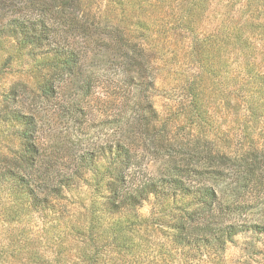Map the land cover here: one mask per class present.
Here are the masks:
<instances>
[{
  "label": "trees",
  "instance_id": "16d2710c",
  "mask_svg": "<svg viewBox=\"0 0 264 264\" xmlns=\"http://www.w3.org/2000/svg\"><path fill=\"white\" fill-rule=\"evenodd\" d=\"M3 5L0 41L41 66L34 87L0 105V120L20 126L16 149L0 152V262L206 263L236 235L264 232V213L252 215L264 207V0ZM161 38L196 67L164 116L154 105ZM99 47L113 68L99 67ZM99 93L113 133L59 161L44 134L57 97L78 136Z\"/></svg>",
  "mask_w": 264,
  "mask_h": 264
},
{
  "label": "rangeland",
  "instance_id": "374dc122",
  "mask_svg": "<svg viewBox=\"0 0 264 264\" xmlns=\"http://www.w3.org/2000/svg\"><path fill=\"white\" fill-rule=\"evenodd\" d=\"M4 19L5 5L0 7V20ZM165 39L166 40H163L161 38L163 42V50L161 52H159L158 41H152V44L154 43V45H156V47H153L155 53L153 61L157 74L154 105L158 111H160L161 116H164L165 111L174 105L176 93L181 92L179 90L182 85L180 80L183 79L184 75H188L196 69L195 64H193L190 59V55L185 54L184 51L180 49V44H178V42H176V45L173 41H169V38ZM97 52V55H94L93 58L98 60V65L101 69L107 65H110V69L114 67V64H109L113 56L109 49L99 47ZM10 53L12 55H8ZM174 53H176V55H174ZM37 62L38 61L35 60L32 55H16L12 50H9V44H6L5 39L0 41V105L4 97L5 101L10 97L13 98L15 95H18L17 99H21V96L26 93L28 88L34 87L37 73L41 66H36ZM20 83L25 84L27 88ZM14 86L16 87L14 88ZM68 86H71V83H69ZM73 87L74 86L71 88ZM13 88L17 94H10ZM95 96L101 98L97 99L91 97L85 104L84 114L82 116L78 114L82 119V132L77 133L78 136L73 134V127L77 125L75 124L76 117L66 108H63L64 106H59L62 103L61 97H57L56 103H54L53 106L52 118L48 120L50 124L45 129L44 134L46 139L45 146L48 147V150L51 149V151L57 155L59 161L65 158L67 147H72V150H76L84 146L83 143L85 142L88 144L98 143L109 136V134L113 133L112 126L104 122L106 119L105 110L112 112L113 106L107 108L102 104L101 99L106 98L100 93ZM110 97L113 96L110 95ZM19 127L17 123L0 120L1 153H7L9 150L16 149L17 142L15 132ZM225 127V124H223L221 129ZM79 137L81 138V142L79 141ZM68 138L70 139L69 141ZM260 139H264V133L260 135ZM224 144L226 145V143ZM155 167L156 163L150 165L152 171ZM90 192L91 189L83 186V193H80V195L84 197L90 196ZM74 193L76 192L74 191ZM261 208L262 209L259 211L254 210L252 215L256 216L260 213H264V207ZM149 209L150 205L146 203L140 207L139 211L147 216ZM4 241L0 233V245L2 243L4 244ZM3 263V261L0 262V264ZM186 264H264V232L252 233L248 231L240 233L234 237L233 242L227 245L219 257L213 258L212 261L206 263L194 260Z\"/></svg>",
  "mask_w": 264,
  "mask_h": 264
}]
</instances>
